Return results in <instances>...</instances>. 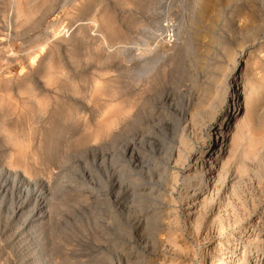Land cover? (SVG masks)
<instances>
[{"label":"rangeland","instance_id":"obj_1","mask_svg":"<svg viewBox=\"0 0 264 264\" xmlns=\"http://www.w3.org/2000/svg\"><path fill=\"white\" fill-rule=\"evenodd\" d=\"M263 76L264 0H0V264H128L126 242L154 264L238 262L227 248L237 244L241 253L237 237L264 215V95L254 97L257 112L231 162L249 170L262 151V185L246 180L237 195L219 188L200 209L198 197L178 201L192 192L183 178L200 151L217 147L211 129L242 120L243 97L233 94L244 78L255 84ZM223 94L214 118L189 133L193 149L177 166V182L166 183L164 232L131 230L136 210L115 202L110 184L121 173H145L153 160L131 163L124 145L156 159L153 140L169 136L185 109ZM34 193L45 200L38 216Z\"/></svg>","mask_w":264,"mask_h":264},{"label":"bare ground","instance_id":"obj_2","mask_svg":"<svg viewBox=\"0 0 264 264\" xmlns=\"http://www.w3.org/2000/svg\"><path fill=\"white\" fill-rule=\"evenodd\" d=\"M247 79L248 78H244V80L242 79L243 80L242 89H241L242 91L233 94L234 98H237V96L243 97V105L242 106H243V110H244V116H243L242 120L241 119L238 120V122L235 124L234 129H233L232 128L233 126L229 122L230 121L229 119L232 117H228V119L226 121H224V122L222 121V122L218 123L216 128L214 127L211 129V130H213V129L214 130L209 132L208 137H210L211 134L214 135V137L217 140V147H215L214 149L212 147L209 150H206L205 152L200 151V154L196 158V161H195V165H196L194 167L195 169L192 170V172L190 171L191 173H189L186 177L184 176L185 178H183V180H184L183 181V183H184L183 188L185 190L190 188L192 192H191V194L186 193L185 195H182V197L178 201L179 203H181V202H183V200L185 201L187 199H190V201L193 199L196 200V198L198 197L197 205H199L198 208L200 209V207L204 206V204L206 203V200L209 199L208 195L210 193H211V195H212V193L214 195L215 191L218 192L220 189H223L225 192L229 191L230 192L229 195H234V194L237 195L239 192L238 191L239 187L241 185H243L246 180L252 179V180H256L258 182H261V178L260 177L258 178L256 176V174H257V167L260 166L259 164L262 160V156H263V155H261L262 151L258 152V153H253L252 157L256 158L255 160L258 161L259 163H257V166H255V165L253 167L248 166L249 170L246 169V165L239 164V166H238L237 165L238 163L236 164V162H235V164L231 163L233 160H237L236 159L237 158L236 153L239 152V151L237 152V150H239L240 142L243 141V138H244V133H243L244 128H242V127L245 125L247 126V124H246L247 118L248 119L251 118L253 113L257 112V106L253 105L254 104L253 103L254 97L261 95L258 98L262 99V97L264 95V93H262V92H264V76H263V79L260 78L261 80L259 82L257 81V83H255V84H251V82L247 81ZM253 83H254V81H253ZM237 90H239V88H237ZM237 90L235 88V91H237ZM224 95L225 94H223L219 98H216L214 101L215 103L213 102V104L208 106V107L203 106V105L200 106L199 104H194V106L191 109H185V111L182 113L179 120L177 118V122L173 121L174 123L169 125L170 131H171L169 136L166 134L163 136L160 135L156 139L154 138L155 140H153V141L156 142L154 144V147L160 150V153L156 158L158 160L155 159V157H156L155 154L154 153L149 154L147 152V150H145L146 149L145 147H142V148L138 147V145H136L134 142H127L126 144L124 143L125 145L122 148V150H123L122 154L128 155L131 163L138 164L141 162L142 158H144V159L146 158V160L152 158V160H153V162L150 163L151 165H149L147 167L145 173H143V172L142 173H140V172L139 173H129L128 172L129 173L128 175H123L122 173H121L122 175L121 174L117 175L118 174L117 173L116 174L117 176L113 177L112 183L110 184L111 191L113 192L112 194H114V197H115L114 201L115 202H121V203L122 202L129 203L130 206L134 207L136 210L135 213H137L136 216L138 218V220H137L138 222L135 226L131 227L132 228L131 230L140 231L142 229H145L148 226H151V228L153 230H154V228L155 229L159 228L157 231H160V232L163 231L164 232V229L160 228V226H162L161 223H163V220H164V218L162 219V214H161L162 208L160 206L161 205L163 206V204L165 205V202H166L165 200L168 199V198H166V196L170 195V193H171V192L170 193L168 192V187H166V183L169 179H171V177L174 178V176H173L174 174H176L177 172L179 173L180 168L177 169L178 164L181 165V163L183 162V159H185V157L187 155H189L193 149V145L190 142L192 139H191V136H190L191 140L189 139V135H190L189 133L190 132L194 133L197 129H199L198 125L200 123H202L206 118H210V119L214 118L215 113L217 111V107H219V104H221L220 102L223 101ZM235 109H237V106L235 107ZM123 110L124 109H122L121 111L123 112ZM126 112L124 111L125 114H126ZM124 113H122V115H125ZM119 114H120V112H119ZM119 114H117V115L114 114V115L118 116ZM127 114H129V113L127 112ZM108 115H110V114H108ZM122 115L120 114L119 116H122ZM124 117L127 118L126 116H124ZM167 117H171V114H168ZM109 118H110V120H112L111 118H113V117L110 116ZM108 120L103 121V126H105V127L109 126L108 123H107L108 124L107 126L104 123V122L110 121V120L109 121ZM123 120H124V118H123ZM112 123H113V121H112ZM234 123H235V121H234ZM247 123H249V122H247ZM101 126H102V124H101ZM166 127L168 129V125ZM166 127H163V128H166ZM107 128H110V127H107ZM105 130H106V128L104 129V131ZM108 130H106V131H108ZM108 133H110V132H108ZM110 134H109V136H110ZM255 140H256V138H255ZM251 141H253V140H251ZM194 142H193V144H194ZM150 145H151V143H150ZM151 147H153V146H151ZM154 150H156V149H154ZM155 153H156V151H155ZM225 153L229 154L228 156L231 155L232 158L230 160L229 159L226 160L224 158ZM242 157H243V155H242ZM251 163H253V162H251ZM178 173L175 175V177H177ZM174 180H175L174 182H177V179L174 178ZM260 184L262 185V182ZM263 184H264V182H263ZM171 185H173V184H171ZM169 188H170V186H169ZM260 188H261V186H260ZM262 188H264V187L262 186ZM185 192H187V191H185ZM33 195H35V193ZM201 195H203V196L201 197ZM200 197H201V199H200ZM34 198H35V203L33 205L35 208L33 207L34 208L33 211H34L35 215L37 214L36 216H38V212H40L41 209L44 207L43 202H45V200H43L44 197L41 195V193H39L38 195H35ZM236 199H234V200H236ZM263 200H264V198H263ZM188 202H185V204H187ZM237 203H238V201H237ZM168 205H169V203H168ZM166 206H167V204H166ZM237 207H240V206H237ZM20 210H22L21 205L18 207V212ZM164 210L165 209H163V211ZM240 211H241V209H240ZM252 211H253V209H252ZM250 213L245 212V215L247 217H249ZM227 214H229V213H226V215ZM235 214H236V212L234 211L233 214H231V215H235ZM40 217L41 216H39V218ZM235 217H236V215H235ZM34 218H36V217H34ZM33 221H34V219L29 220V223L33 222ZM237 221H238V219H237ZM194 224H195L194 226H197L196 223H194ZM251 225H252V228L251 227L244 228L241 231V234L237 237V240L240 241L241 243H243L244 248H242L241 253H239V252L237 253V250L234 249V247H235L234 245H237V244H233V247L227 248V249H229L230 253H233V254H236L239 256L238 262H235L234 260H231L228 258L225 260V264H262L263 263V258H264V215L260 216V219ZM169 227H170V225L166 224L165 228L167 229ZM197 228H199V225ZM253 231H255V233H254L252 238L247 236V234L249 232L253 233ZM158 234H159V232H158ZM161 234H160V236H161ZM155 238H157V237H155ZM164 238H166V237H164ZM160 239H162V238H160ZM171 239H169V237H168L169 241L168 240H166V241H167V243L169 242V244L172 245V248L177 249V251H178V248H180V247L182 248V246H180L181 244H179L175 238H174L175 240H173V239L171 240ZM164 241H165V239H164ZM153 243L154 242H152V244ZM245 245H247L246 247H248V249L245 247ZM249 245H252V247L250 246V248H249ZM121 246H122V248H121ZM121 246H120L121 251H122L121 254L128 264H154V263L150 262V260L149 261L145 260L144 257L142 256L141 252L133 251L132 248H134V247L131 246L132 247L131 248L130 243H128V242L121 243ZM251 251H252V253H251ZM205 252L206 251H204L202 253L205 254ZM216 252H213V254H215V256H216ZM249 252L252 254L254 261L248 260L249 256L246 257ZM177 254H178V252H177ZM213 260H214V258L212 256H210L209 264H214ZM78 263H80V262H78ZM169 263L171 264V262H169ZM172 263H174V262H172ZM158 264H165V262L161 261ZM177 264H179V263H177Z\"/></svg>","mask_w":264,"mask_h":264},{"label":"built area","instance_id":"obj_3","mask_svg":"<svg viewBox=\"0 0 264 264\" xmlns=\"http://www.w3.org/2000/svg\"><path fill=\"white\" fill-rule=\"evenodd\" d=\"M165 38L166 39H172L173 38V33L167 31L166 35H165Z\"/></svg>","mask_w":264,"mask_h":264}]
</instances>
